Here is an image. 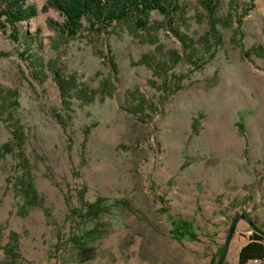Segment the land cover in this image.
Wrapping results in <instances>:
<instances>
[{
	"label": "rangeland",
	"instance_id": "rangeland-1",
	"mask_svg": "<svg viewBox=\"0 0 264 264\" xmlns=\"http://www.w3.org/2000/svg\"><path fill=\"white\" fill-rule=\"evenodd\" d=\"M45 1L28 0L36 14L21 25L40 60L26 59L21 40L0 31V87L16 93L12 122L22 127L45 198L44 208L20 210L21 200L7 191L14 148L0 117V262L11 231L18 233L22 264H217L235 216L245 214L264 230V54L255 48L264 41V0H237L236 19L200 68L189 72L183 58L174 66L168 61L170 71L183 75L181 88L168 96V86L140 60L152 52L164 60L167 51L182 54L177 34L163 26L151 44L144 33L134 36L117 24L101 37L85 26L65 40L57 31L63 17L44 11ZM180 1L181 31L197 38L206 30L207 10L202 0ZM218 10L228 12L227 0ZM162 20L151 12V22ZM50 63L90 88L105 81L107 94L99 91L90 103L72 99L66 109ZM138 100L143 108L135 106ZM81 185L89 200L122 203L90 223L96 235L78 253L66 239L68 210ZM171 217L191 222L196 239H174ZM250 230L240 216L222 264L238 263Z\"/></svg>",
	"mask_w": 264,
	"mask_h": 264
},
{
	"label": "trees",
	"instance_id": "trees-1",
	"mask_svg": "<svg viewBox=\"0 0 264 264\" xmlns=\"http://www.w3.org/2000/svg\"><path fill=\"white\" fill-rule=\"evenodd\" d=\"M220 1L202 0L207 10V27L204 33L197 38L189 37L181 31L180 19L182 18L183 6L180 0H46L43 10L52 8L63 17V22L57 31L65 40L81 35L85 26L88 32L101 37L108 34L115 25L125 24L131 34L138 36L139 32L144 33L143 40L155 44L154 36L161 27L166 26L181 39L182 54L178 55L172 51H167V60H164L158 59L156 54L152 52L144 54L140 63L146 64L151 69L153 76L162 79V83L168 86L166 95L168 96L181 88L180 82L183 78V75L170 71L172 67L167 66L168 61H172V66H174L183 58L190 69L189 72L200 68L214 56V49L222 43L223 29L231 22L232 18L236 19V15L232 13L239 8L238 1L227 0L228 12L225 14L219 13L218 3ZM152 11L162 15L163 20L151 22L150 14ZM35 14L36 10L32 4L28 3V0H0L1 33L15 43L21 40L20 42L23 44L22 55L26 54L25 58L33 60L34 63L40 58H37L38 56L33 57L34 54L30 53L33 41L29 39L26 33L23 34L21 25L29 21ZM239 27L240 24L236 25V30H239ZM262 33L264 36V18ZM255 48L260 54H264V41ZM156 49L160 50V47ZM210 49H213L211 56L209 58L202 57L203 52ZM163 54L164 51L160 53V57H163ZM109 64L114 78L117 74L116 62L110 58ZM49 66L53 70V78L58 85L61 102L66 109H70L72 99L90 103L99 94V91L103 95L107 94L108 86L105 81L102 82L101 88H90L78 82L75 75L63 74L55 69L51 63ZM17 105L16 93L0 87V117H4L3 121L9 127L15 159L13 173L6 178V189L21 200L22 207L20 210L24 207L44 208L45 198L36 186L25 148L22 127L18 121L12 122L13 116H11L9 107L14 108ZM135 106L139 109L143 108L144 102L138 100ZM6 114H10V116ZM194 129H196L195 124ZM86 191L85 185L76 188L73 195L76 203L70 206L68 210L71 229L66 241L78 253L82 252L87 243L92 241L93 236L96 235L95 232H90V223L97 222L103 213L112 214L119 210L122 203L119 200L112 201L107 197L100 196L89 200L86 197ZM239 216L248 221L252 232L249 235V241L238 251V264H246L248 259H262L264 256V230L257 226L249 216L245 214ZM1 227L0 224V229H2ZM169 233L180 242L184 239L194 240L197 236L191 222L180 217L170 218ZM8 237L7 242L1 247L3 260L0 264H22L18 233L11 231Z\"/></svg>",
	"mask_w": 264,
	"mask_h": 264
},
{
	"label": "water",
	"instance_id": "water-1",
	"mask_svg": "<svg viewBox=\"0 0 264 264\" xmlns=\"http://www.w3.org/2000/svg\"><path fill=\"white\" fill-rule=\"evenodd\" d=\"M239 218H240V216L238 215V216H235V217L233 218V220H232V223H231V225H230L229 232H228V235H227L226 243H225V245H224V247H223L222 253H221V255H220V258H219L217 264H222V261H223V259H224V257H225V254H226V249H227L228 242H229V240H230V238H231V236H232V234H233V232H234L236 222H237V220H238Z\"/></svg>",
	"mask_w": 264,
	"mask_h": 264
},
{
	"label": "crops",
	"instance_id": "crops-1",
	"mask_svg": "<svg viewBox=\"0 0 264 264\" xmlns=\"http://www.w3.org/2000/svg\"><path fill=\"white\" fill-rule=\"evenodd\" d=\"M251 232H252V230H250V231H247V235H243L242 237L244 238V242H242V244H241V246H240V248L243 246V245H245L248 241H249V235L251 234ZM239 248V249H240ZM264 259V256H263V258L262 259H248L247 260V262H246V264H248L249 262H251V261H262ZM238 264V263H237Z\"/></svg>",
	"mask_w": 264,
	"mask_h": 264
}]
</instances>
